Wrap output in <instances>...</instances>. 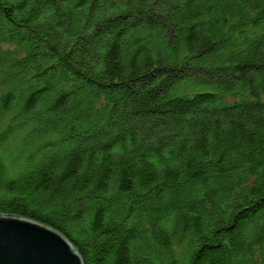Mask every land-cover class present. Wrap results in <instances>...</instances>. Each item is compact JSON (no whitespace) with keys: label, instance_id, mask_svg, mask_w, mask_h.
I'll return each mask as SVG.
<instances>
[{"label":"trees","instance_id":"obj_1","mask_svg":"<svg viewBox=\"0 0 264 264\" xmlns=\"http://www.w3.org/2000/svg\"><path fill=\"white\" fill-rule=\"evenodd\" d=\"M0 212L83 264H264V0H0Z\"/></svg>","mask_w":264,"mask_h":264},{"label":"water","instance_id":"obj_2","mask_svg":"<svg viewBox=\"0 0 264 264\" xmlns=\"http://www.w3.org/2000/svg\"><path fill=\"white\" fill-rule=\"evenodd\" d=\"M0 264H83L71 242L31 218L0 212Z\"/></svg>","mask_w":264,"mask_h":264}]
</instances>
